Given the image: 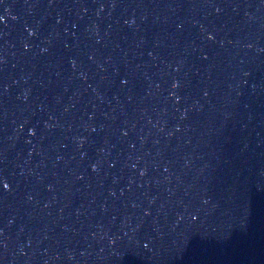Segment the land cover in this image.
<instances>
[{"label":"water","instance_id":"95a60500","mask_svg":"<svg viewBox=\"0 0 264 264\" xmlns=\"http://www.w3.org/2000/svg\"><path fill=\"white\" fill-rule=\"evenodd\" d=\"M0 264H264V0H0Z\"/></svg>","mask_w":264,"mask_h":264},{"label":"snow or ice","instance_id":"6c2138e0","mask_svg":"<svg viewBox=\"0 0 264 264\" xmlns=\"http://www.w3.org/2000/svg\"><path fill=\"white\" fill-rule=\"evenodd\" d=\"M45 51H46V49H45ZM206 58H207V57H205V59H206ZM73 67H75V64H74V63H73ZM82 75H83V73H82ZM131 83H132V81H131L127 76L121 79V86H122V87H128L129 84H131ZM129 99H131V97H129ZM92 130L95 131L96 129L93 128ZM124 135H127V132H125ZM91 167H92V170L95 171V166L93 165V166H91ZM79 178H80V179H83L82 176L79 177ZM3 189H8V185H7V184H4V185H3Z\"/></svg>","mask_w":264,"mask_h":264}]
</instances>
